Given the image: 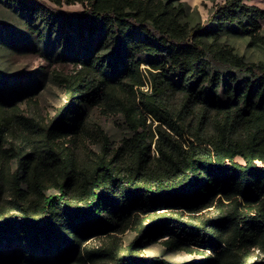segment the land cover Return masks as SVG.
Returning <instances> with one entry per match:
<instances>
[{
  "label": "trees",
  "instance_id": "1",
  "mask_svg": "<svg viewBox=\"0 0 264 264\" xmlns=\"http://www.w3.org/2000/svg\"><path fill=\"white\" fill-rule=\"evenodd\" d=\"M50 1L86 7L71 12L47 0H0L24 16L34 34L43 39L54 36L62 52L72 54L82 71L93 77L84 88L75 76L65 78L67 101L47 127L48 136L63 137L84 106L102 102L120 107L133 136L124 140V167L102 160L88 177L68 175L59 195L39 189L40 200L33 209L15 204L16 210L1 214L0 264H72L83 259L85 241L116 231L141 213L150 221L141 223L128 253L116 255L106 249L115 256L114 264H170L131 253L166 235L172 248L195 245L215 251L216 258L195 264H238V242L264 249V60L248 61L219 41L220 31L228 27L264 46V9L250 0H226L214 8L206 24L190 28L181 22L183 5L176 7L171 0ZM145 58L157 70L149 76L153 93L133 91V98L125 99L120 90L127 79L133 81L132 90L145 85L139 71ZM6 87L11 88L9 79L0 78L1 107L12 104L2 96ZM171 90L202 106L194 132L171 109ZM139 109L160 121L157 139L147 131ZM152 144L158 153L153 157ZM19 177L16 172L14 178ZM15 190L23 199L20 188ZM69 190L73 197H65ZM223 199L235 204L229 212L194 220L191 214L216 200L219 207L227 206ZM239 199L247 204V212L239 210ZM99 252L88 251L86 257L92 260Z\"/></svg>",
  "mask_w": 264,
  "mask_h": 264
},
{
  "label": "rangeland",
  "instance_id": "2",
  "mask_svg": "<svg viewBox=\"0 0 264 264\" xmlns=\"http://www.w3.org/2000/svg\"><path fill=\"white\" fill-rule=\"evenodd\" d=\"M47 1L55 7L71 12L86 7L78 2H63L58 6L50 0ZM225 1L171 0V3L176 7L183 5L181 22L191 28L198 23L206 24L214 8ZM249 3L264 9V0H250ZM261 24L264 30V19ZM28 25L26 18L19 12L0 3V78L9 79L11 83V88L6 87L1 91L3 98L12 103L9 106H0V215L16 210L15 204L30 206L33 209L40 200L39 189L47 195H59L60 185L64 184L68 175H73L78 180L88 177L102 160L117 168L124 167L128 157L124 140L133 136L127 117L120 107L105 102L84 106L79 114L80 119L73 122V126L63 137L55 139L48 136L47 127L57 110L67 101L65 78L75 76L77 82L83 84L81 88L94 81L91 75L82 71L81 65L76 64L72 54L67 57V53L62 52L63 48L61 49L60 43L54 40V36L43 39L34 34ZM219 41L233 47L235 52L248 61L264 60V46L252 44L248 36L240 34L236 29L223 27ZM139 71L145 85H134L132 90L130 84L133 81L127 79V85L120 90V95L125 99L127 96L133 98V91L136 95L138 90L153 93L149 76L150 71L157 70L151 68L145 58ZM167 101L175 116L179 114L183 117L184 120L180 122L190 123V130L194 132L203 116L202 106L191 103L184 94L174 90L167 93ZM136 103L140 106L139 98ZM139 110L146 119L147 131L154 133L157 139L155 128L160 121L143 109ZM207 132H212V129L209 128ZM186 138H190V135ZM51 149L55 150L52 155ZM157 155L156 147L152 144L151 156ZM237 160L243 162L240 157ZM16 172L20 175L19 178H14ZM17 188L23 193V199L16 196ZM73 196L72 190L65 195ZM239 200V210L247 212V204L242 199ZM223 202L227 206L219 207L216 200L212 206L191 215H195L194 220L200 221L223 215L235 206L232 204L233 200L223 199ZM162 211L166 210L159 212ZM184 215L188 217L190 213ZM149 221L148 214L141 213L139 219L133 215L128 224L116 231L85 241L81 245L83 259L73 261L72 264H114L115 256L106 249L112 250L116 255L127 254V248L138 237L141 223L145 225ZM242 225L243 223H240V227ZM169 238L170 236L166 235L155 242L147 241L139 250L133 249L131 253L143 258L159 257L170 264H195L208 257H217L213 249L195 245L185 249L169 247L166 244ZM222 246L227 245L223 243ZM93 250H100L97 254L100 256L89 260L86 257L87 252L92 253ZM234 251L239 254L238 264H247V261L252 264L264 263V249L261 246L247 248L238 242Z\"/></svg>",
  "mask_w": 264,
  "mask_h": 264
}]
</instances>
